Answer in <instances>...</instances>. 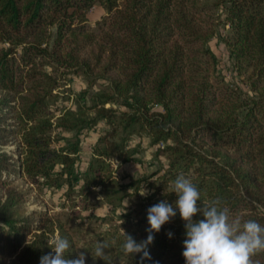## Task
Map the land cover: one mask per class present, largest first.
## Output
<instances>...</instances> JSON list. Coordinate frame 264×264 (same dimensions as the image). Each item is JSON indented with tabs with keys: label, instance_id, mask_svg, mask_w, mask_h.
<instances>
[{
	"label": "trees",
	"instance_id": "obj_1",
	"mask_svg": "<svg viewBox=\"0 0 264 264\" xmlns=\"http://www.w3.org/2000/svg\"><path fill=\"white\" fill-rule=\"evenodd\" d=\"M0 264H264V0H0Z\"/></svg>",
	"mask_w": 264,
	"mask_h": 264
},
{
	"label": "rangeland",
	"instance_id": "obj_2",
	"mask_svg": "<svg viewBox=\"0 0 264 264\" xmlns=\"http://www.w3.org/2000/svg\"><path fill=\"white\" fill-rule=\"evenodd\" d=\"M207 3H216L221 0H204ZM105 15L103 9L99 5H95V7L90 11V13L87 16V21L89 26L94 27L98 21L102 19V17ZM222 24L220 23L219 27V33L221 35H225L226 28H223L221 26ZM210 48L214 51L218 58V63H219V69L222 73V75L225 78L226 83L228 84H241L239 82V79L236 75V72L234 70L233 66V61L230 60L227 49L224 46L223 42L220 41L218 38H215L210 41L209 43ZM75 91H79L85 87V83H83L80 79H78L75 84L72 86ZM63 101V100H62ZM61 101V103H63ZM65 103V102H64ZM63 103V104H64ZM66 104V103H65ZM72 105V101L67 102V106ZM100 131L106 126L102 125L99 126ZM98 134L95 132H89L85 134V136L82 138V153L81 157L83 158L84 161H88L91 153L92 146L95 144L97 140ZM138 142H140L141 149L143 151L141 154L136 156L137 158L143 159V163L138 164L136 162H130L125 165H121L119 167V170L117 172L116 179L120 182L127 183L129 180H134L139 177H146L148 176L151 172L154 171L153 166H148L149 162H151V154L152 150L148 148L147 144L148 141L145 136H133L132 137V145L135 146ZM116 166V165H115ZM19 190L23 191V193L28 194V196L25 197V202L22 206V211H31V210H40V209H45L47 207L50 209V212H58L59 209L57 208V202L52 201L50 198H44L41 195L37 194L31 186L23 180H18L14 184ZM146 193L145 190H142L140 195L138 196L142 197ZM138 196H135L134 198H127L124 200V205L127 207L134 203L136 201V198ZM68 211V210H67ZM66 211V212H67ZM106 212V209H100L97 211L98 215H103ZM87 229L91 230L93 227H97L95 225H91L90 222L86 223Z\"/></svg>",
	"mask_w": 264,
	"mask_h": 264
}]
</instances>
